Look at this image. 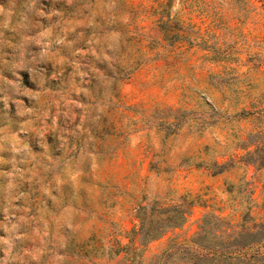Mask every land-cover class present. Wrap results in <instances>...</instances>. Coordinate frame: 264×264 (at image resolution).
Wrapping results in <instances>:
<instances>
[{"label":"rangeland","instance_id":"1","mask_svg":"<svg viewBox=\"0 0 264 264\" xmlns=\"http://www.w3.org/2000/svg\"><path fill=\"white\" fill-rule=\"evenodd\" d=\"M263 223L264 0H0V264H222L199 236Z\"/></svg>","mask_w":264,"mask_h":264},{"label":"trees","instance_id":"2","mask_svg":"<svg viewBox=\"0 0 264 264\" xmlns=\"http://www.w3.org/2000/svg\"><path fill=\"white\" fill-rule=\"evenodd\" d=\"M168 212H176L174 224L168 228H153L152 230L146 228H139L138 235L143 243L151 242L159 239L165 231L171 227L181 225L186 219V212L179 211L178 208L171 209ZM200 235L194 244L199 248L209 251L212 249L211 256H200L204 261L222 260V264H230L232 260L236 264H264V223L259 228H242L241 232L236 237H229L226 241L222 240L219 236L214 235L216 243L210 246L211 241L208 240L206 235ZM230 249V250H229ZM238 249L240 256H234L235 250ZM230 251V252H227ZM251 251L250 254L247 252ZM229 253V254H226ZM170 253L165 251L159 258L169 257Z\"/></svg>","mask_w":264,"mask_h":264}]
</instances>
